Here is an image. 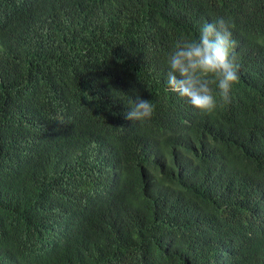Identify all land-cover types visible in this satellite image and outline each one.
I'll return each mask as SVG.
<instances>
[{
    "label": "trees",
    "instance_id": "trees-1",
    "mask_svg": "<svg viewBox=\"0 0 264 264\" xmlns=\"http://www.w3.org/2000/svg\"><path fill=\"white\" fill-rule=\"evenodd\" d=\"M217 16L205 113L164 57ZM0 264H264V0H0Z\"/></svg>",
    "mask_w": 264,
    "mask_h": 264
},
{
    "label": "clouds",
    "instance_id": "clouds-1",
    "mask_svg": "<svg viewBox=\"0 0 264 264\" xmlns=\"http://www.w3.org/2000/svg\"><path fill=\"white\" fill-rule=\"evenodd\" d=\"M230 23L217 16L215 21L205 20L194 36L177 38L164 57L167 90L185 100L199 112H211L217 98L227 101L233 84L238 80L233 63ZM125 120H149L155 105L139 95L127 99Z\"/></svg>",
    "mask_w": 264,
    "mask_h": 264
}]
</instances>
